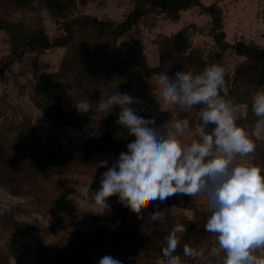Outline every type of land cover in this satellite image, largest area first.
Listing matches in <instances>:
<instances>
[{"label": "rangeland", "instance_id": "374dc122", "mask_svg": "<svg viewBox=\"0 0 264 264\" xmlns=\"http://www.w3.org/2000/svg\"><path fill=\"white\" fill-rule=\"evenodd\" d=\"M87 2L86 15L108 19L113 23L117 20L114 15L117 4L124 7V13L130 10L127 8L132 4L131 0H78L75 15H81L80 11L86 13V10L78 11V8ZM191 9L200 14L198 8ZM123 15L121 14L122 17ZM188 15L191 16V13L184 14L183 18L190 19ZM0 18L21 22L28 27H34L41 20L51 41L63 33L61 23L50 19L36 5L17 10L0 0ZM162 19L165 20L166 17L161 13L148 15L138 24L140 32L137 36L123 39V42H130V52L140 64L148 67L158 64V57L154 63V54L158 55V47L154 44L169 37L163 33L171 34V30L154 28L160 25ZM201 21V25L190 23L186 27L191 35L192 46L207 54L216 50L217 46L209 36L210 23ZM76 42L79 48L88 43L102 44L97 35L90 31L79 34ZM56 50L57 47H52L39 54L26 53L21 62L12 63L0 77V126L3 128V139L16 146L12 149L10 143L5 141L2 150H7L0 152V264H98L103 252L96 244L94 234L100 227L110 232L118 226V222L111 220V215L120 202L116 196L109 197L107 203L110 208L103 213H97L95 211L99 209L91 200V194L89 199H84L80 194V187L91 182L90 190L97 191L102 174L118 159L121 152L127 150V144L135 138L129 136L116 123L117 120L109 124L97 122L108 119L113 113H119V106H113V110L105 114L96 110L95 103L111 95L113 85L123 82L135 89L133 93L140 101L131 107L140 116L153 119L151 110L144 105L143 100L151 101L156 96L152 93L156 84L145 81V78L152 75L146 76L140 67H128L117 83L110 82L114 77L108 80L96 100L91 101L92 112L80 114L75 105L82 99L80 92L72 87L73 73L60 67V62L71 56V51L64 47L60 59ZM8 53V36L0 31V61ZM236 56L230 49L222 53L225 73L232 74ZM138 80L139 83H136ZM251 97V94L246 97L247 102H251ZM56 106L61 108L59 115L50 111ZM235 107L237 123L249 132L256 144V151L248 157H238L234 163L252 161L263 168L259 148L264 144V131L256 135L257 118L252 110L248 115L246 104ZM45 108L51 113V117L44 115ZM139 108L142 110L141 114ZM243 113L244 117H241ZM86 118L92 119V122H84L83 119ZM184 118L189 120V131L180 139L183 143L190 144L195 138L191 132L200 123L199 109L196 108L185 111L176 106L159 111L155 120L158 134L166 136L165 126L168 125L171 130L175 120ZM107 132L112 140L120 142L117 149L93 154L91 146L89 152L82 153V145L86 140ZM59 152L64 166L57 165V161H48L49 156L58 155ZM30 154L36 155L25 160ZM40 158L46 160L41 161ZM18 183L21 186L17 187ZM13 188L21 191L19 196L10 194L9 190ZM60 205L74 209L75 220L72 226L58 228L62 220L60 215H63L59 212ZM152 205L154 207L151 211H144L148 220H142L140 226L131 228V222H128L122 227V242L115 247L114 258L122 261V264H166V259L160 254V240L154 243V236L150 237L154 227L149 214L156 209L161 211V218L157 223L158 226L161 225L160 232L169 233L178 223L186 228L190 226L182 234L180 243L187 241L189 246L202 251L205 258L212 259L209 253L217 246L215 235L201 231L202 222L210 215L204 195L189 197L176 194L163 203L154 201ZM130 228L133 236L129 232ZM75 243L76 246L71 248ZM178 255L181 256L182 264H188L189 261L191 264H200L199 260L184 257L183 252Z\"/></svg>", "mask_w": 264, "mask_h": 264}, {"label": "clouds", "instance_id": "9594fccd", "mask_svg": "<svg viewBox=\"0 0 264 264\" xmlns=\"http://www.w3.org/2000/svg\"><path fill=\"white\" fill-rule=\"evenodd\" d=\"M155 84L166 108L179 106L191 111L201 106L200 123L191 132L195 138L190 144L180 139L189 131L187 118L175 120L166 136H161L155 119L140 116L131 107L140 101L127 93L116 91L100 99L96 110L107 114L119 106L116 123L135 139L102 174L99 189L91 191L89 182L80 187L81 196L87 200L91 194L97 213L108 210L107 198L116 196L123 206L140 214L152 202L163 203L176 194L204 195L210 213L204 229L215 235L217 246L209 253L212 259H207L202 251L185 243L183 256L200 264H264V169L252 161L234 163L238 157L252 155L256 144L237 123L225 69L212 63L199 73L179 71L174 78L167 72L159 73ZM75 107L86 114L92 112L93 103L86 97ZM251 110L259 135L264 131V88L253 93ZM149 217L158 221L161 211ZM186 231L185 225L178 223L165 237L162 255L166 264H182L176 250ZM98 264L122 261L105 255Z\"/></svg>", "mask_w": 264, "mask_h": 264}, {"label": "trees", "instance_id": "16d2710c", "mask_svg": "<svg viewBox=\"0 0 264 264\" xmlns=\"http://www.w3.org/2000/svg\"><path fill=\"white\" fill-rule=\"evenodd\" d=\"M4 1L17 10L36 5L40 10L46 12L50 19L61 23L63 33L57 39L51 41L45 33L41 20L34 27H28L21 22L0 18V31L8 36L9 48L7 56L0 61V77L2 76V72L8 69L12 63L21 62L26 53L39 54L52 47H67L71 51V56L64 58L60 62V67L64 68L67 72L71 71L73 73L72 87L76 92H80V98L83 100L87 97L89 102H93L105 83L108 80L110 81L112 77L114 79L110 82L117 83L126 73L128 67H140L146 76H157L159 73L167 72L170 77L174 78L175 74L179 71L199 73L205 66L212 63H217L223 67L222 53L230 49L235 55L245 58L243 62L235 66L231 75L225 73L226 84L229 87V96L234 98L235 105L246 104L249 115L251 102H247L246 97L250 94L253 95L258 88H264V49H260L252 43H245L244 41H236L231 45L226 44L222 30L223 12L215 4L205 6L199 0H131L132 8L123 15L121 21L113 23L108 19H99L91 15H75L78 0ZM192 7L198 8L200 14L209 16L211 26L209 28V36L217 46L216 50L205 54L200 48L193 47L190 41L191 35L189 34V30L187 27H183L157 43L158 64L154 67H148L140 64L135 56L131 54L132 47L130 42H123V39H129L139 34L138 24L148 15L161 13L165 15L167 20L175 22L178 20L181 12L187 11ZM86 31L97 35L102 44L93 45L88 43L79 48L76 38L79 34ZM136 83H139V80ZM112 87L111 94L117 91L127 93L136 98L135 93H133L135 89L127 84H123V82L117 83ZM200 107L194 106L196 109H200ZM138 110L141 114L142 110L140 108ZM50 111L55 115L61 114L59 106L54 107ZM50 114L48 109L45 108L44 115L51 117ZM117 119L118 112L117 114L113 113L112 116L104 121L97 122L109 124L111 121ZM83 121H87L89 124L92 122V119L86 118ZM101 127L103 128V126ZM5 141L10 143L9 145L12 149L16 148L12 142L3 139V128L0 126V152L7 150H2L4 147L3 142ZM118 144L120 142L112 140L109 132H107L97 138L86 140L82 145V153L89 152L91 146L93 154L107 151L112 152L115 148L117 149ZM259 151L264 165V144L259 148ZM35 155L30 154L25 160L31 159ZM43 159L40 158L41 161ZM48 161L51 163L57 161V165L64 166V160L60 152L58 155L49 156ZM16 185L17 187L21 186L19 183ZM9 191L14 196H19L21 192L17 188ZM151 205L143 209L140 214L133 213L121 203L113 210L111 220L118 222V226L110 232L100 227L97 233L94 234L95 242L101 247L103 256L111 255L114 257L115 247L122 242V227L128 222H131V228L135 225L140 226L142 220H148L144 216V211H151L154 207ZM58 207L59 212L63 214L60 215L62 216V220L58 224V228L72 226L75 220L74 209L69 208L67 205H60ZM155 211L157 210L155 209L153 212ZM206 220L207 218L202 222L201 231L205 230L204 225ZM150 222L154 227L150 237L154 236V243L160 240V245H162L160 246V254L162 255V249L166 247L165 237L168 233L160 232L161 225L158 226V221L150 220ZM131 228L129 232L133 236ZM86 233L89 234L88 232ZM185 243L187 241L180 243L176 254L183 252V245ZM73 246H76V243L72 244L71 248ZM193 261L192 263H194ZM188 264H191V262L189 261Z\"/></svg>", "mask_w": 264, "mask_h": 264}, {"label": "crops", "instance_id": "0c3cea01", "mask_svg": "<svg viewBox=\"0 0 264 264\" xmlns=\"http://www.w3.org/2000/svg\"><path fill=\"white\" fill-rule=\"evenodd\" d=\"M203 5H211L215 4L218 6L223 12V27L222 30L224 32V42L228 45L234 44L236 41H244L245 43H252L256 47L260 49H264V0H199ZM119 3V2H118ZM125 6V4H123ZM86 6H88V2L84 5H80L78 11L80 9L86 10ZM132 8V4L128 6L127 9ZM196 7H194L195 9ZM124 7L122 5H116L114 15L117 20L116 23L121 21V14H125L123 12ZM79 13L83 14V11ZM88 11L86 10L87 14ZM191 13L190 19H184V14ZM104 15V12H102ZM107 17L110 18L109 15ZM121 18V19H120ZM100 19V18H99ZM163 20V19H162ZM199 20V22H198ZM206 23H210V18L205 14H196V12L192 11V9H188L187 11L181 12L177 21L171 22L169 20H163L159 26L154 27L157 29L163 30H171V34H164V36H170L177 32L179 29L188 26L190 23L193 25H201L202 21ZM155 47H158L157 43L154 44ZM235 55V54H234ZM158 55L154 54V63L157 62ZM237 58L234 60V67L243 62L245 58L243 56H236ZM154 67V66H152ZM156 76L152 75L151 77L145 78V81H149L151 83H155ZM156 95L153 99H145L144 105L150 109L151 117L156 120L157 115H159V111L166 110V106L160 100L159 91L156 87L153 92ZM243 106V105H241ZM237 108V107H235ZM162 109V110H161ZM245 112V110H243ZM241 117H244V113L241 114ZM163 122V121H161ZM166 127V132L170 130L171 127L168 125ZM254 134V133H253ZM255 135V134H254ZM264 139V138H263Z\"/></svg>", "mask_w": 264, "mask_h": 264}, {"label": "water", "instance_id": "95a60500", "mask_svg": "<svg viewBox=\"0 0 264 264\" xmlns=\"http://www.w3.org/2000/svg\"><path fill=\"white\" fill-rule=\"evenodd\" d=\"M56 51H57L58 58L61 59L63 56L64 47H58Z\"/></svg>", "mask_w": 264, "mask_h": 264}]
</instances>
